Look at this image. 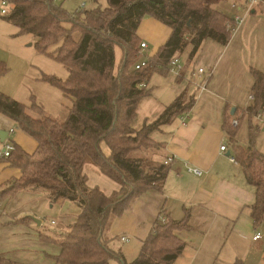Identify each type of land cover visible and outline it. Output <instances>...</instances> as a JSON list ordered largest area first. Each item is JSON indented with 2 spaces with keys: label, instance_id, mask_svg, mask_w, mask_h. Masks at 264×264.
<instances>
[{
  "label": "trees",
  "instance_id": "1",
  "mask_svg": "<svg viewBox=\"0 0 264 264\" xmlns=\"http://www.w3.org/2000/svg\"><path fill=\"white\" fill-rule=\"evenodd\" d=\"M9 1L13 7L1 17L20 34L32 36L41 53L66 68V81L43 79L70 98L72 108L61 122L37 104L28 108L0 94V114L38 143L34 154H27L14 144L15 150L7 159L21 171V177L0 190V201L29 191L43 193L51 205L69 202L80 210L59 239L48 237L60 251L53 258L54 264H174L186 248L177 235L187 228L186 220L158 223L132 263L121 251L111 248L112 240L106 231L137 198L149 191L163 190L169 167L147 157L149 152L163 147L151 135L190 111L195 97L181 95L155 122L146 123L140 131L132 124L140 101L149 96L146 88L153 74L171 71L170 62L179 59L189 47L192 62L207 40L222 46L229 44L234 20L217 9L222 0H107V8L94 0V9L75 15L58 6L57 0ZM146 18L169 27L172 34L157 55L145 61L140 55L142 43L137 32ZM76 32L80 33L79 40L74 39ZM117 49L122 53L118 65ZM138 65L140 69H136ZM8 72V67L0 62V78ZM252 76L254 101L243 115L250 124L248 147L244 149L236 142L242 118L234 128L231 116L227 117L225 130L236 151V163L255 189V201L250 207L252 220L256 228L264 231V154L255 146L259 133L255 120L264 109V74L252 70ZM104 145L109 155L105 154ZM86 165L97 167L119 184L120 192L109 197L98 188H90L84 172ZM43 241L47 237L43 236ZM0 264L20 263L0 256Z\"/></svg>",
  "mask_w": 264,
  "mask_h": 264
},
{
  "label": "crops",
  "instance_id": "2",
  "mask_svg": "<svg viewBox=\"0 0 264 264\" xmlns=\"http://www.w3.org/2000/svg\"><path fill=\"white\" fill-rule=\"evenodd\" d=\"M217 9L232 20H242L241 24L234 23L229 44L222 46L207 40L192 62L189 47L179 55L182 70L153 74L146 88L149 96L139 103L132 124L137 131L146 123L155 122L181 95L195 97L190 111L151 135L163 147L149 152L147 157L164 164L173 159L163 190L149 191L137 198L106 231L112 240L111 248L121 251L128 263L139 257L144 242L164 217L168 222L187 221V228L177 232L186 248L174 264H264V231L255 227L250 210L255 189L247 183L241 166L230 160L236 151L225 130L227 117L231 116V124L242 118L236 142L244 149L248 147L250 124L243 115L253 103L249 100L254 85L252 70L264 74V1L251 7L247 0H222ZM171 34L169 27L146 18L137 32L141 43L148 46L141 55L143 59L154 58ZM116 55L118 65L122 58L119 49ZM198 68L209 74L205 90H200L199 79L193 78ZM233 108L237 109L236 117L231 114ZM260 114L261 119L255 120L259 129L255 146L264 154V109ZM244 123L246 147L239 138ZM0 131L8 132L7 138L27 154L36 152L38 143L1 114ZM3 146L0 141V153ZM222 146L227 147V152H221ZM103 150L110 154L106 145ZM84 172L90 188H98L109 197L120 192V185L97 167L86 165ZM20 177L21 171L13 161L0 157V190ZM57 205L59 221L68 229L80 213L74 204L51 205L43 193L29 191L0 201V256L20 264H54L50 245H58L48 236L43 241L42 234L39 241L36 234L47 224L41 217L50 215ZM55 222L54 226L58 225ZM257 232L262 233L263 239L254 240ZM123 237L129 242H122Z\"/></svg>",
  "mask_w": 264,
  "mask_h": 264
},
{
  "label": "rangeland",
  "instance_id": "3",
  "mask_svg": "<svg viewBox=\"0 0 264 264\" xmlns=\"http://www.w3.org/2000/svg\"><path fill=\"white\" fill-rule=\"evenodd\" d=\"M84 4L85 8L82 7ZM98 4L102 8L108 7L107 0H99ZM57 5L71 15L96 7L94 0H57ZM74 39H80L79 32L74 33ZM36 42L37 40L32 36L20 34L16 27L7 23L0 15V62L9 69L8 74L0 78V94L7 95L28 108L37 104L47 115L64 122L72 108V100L65 96L58 87L49 84L43 78L51 77L66 81L68 72L60 62L41 53ZM245 126L246 123L242 125L239 133L244 147L248 144ZM57 206L50 215L41 217L47 221V224L44 229L37 230L40 233L36 234L39 241H41V234L59 239L60 235L66 232L67 229H64L59 221L61 215L58 211L59 205ZM52 221H57L58 225L52 226ZM59 252L56 245H50L49 255L53 262V258L58 256Z\"/></svg>",
  "mask_w": 264,
  "mask_h": 264
},
{
  "label": "built area",
  "instance_id": "4",
  "mask_svg": "<svg viewBox=\"0 0 264 264\" xmlns=\"http://www.w3.org/2000/svg\"><path fill=\"white\" fill-rule=\"evenodd\" d=\"M247 1L249 2L250 6L253 7V6H255V5L263 2L264 0H247ZM0 6H1L0 14L2 16H5V15H7L10 12V10L13 7V4L9 0H0ZM83 6H85V5H83ZM234 23L241 24L242 23V20L239 17H235L234 18ZM147 49H148L147 44L146 43H142L141 44V54L140 55H142L145 52V50H147ZM169 66L171 68V71H179L180 72V70H181V65H180V61H179L178 58L173 59L170 62ZM140 68H141V66H139V65L136 66V69H140ZM193 78L194 79H199V81H200L199 89L200 90H205L207 88V84H208V80H209V74L204 69H202V68L196 69L193 72ZM143 87H146V85H143ZM249 100L251 102H253L254 101V96L251 95L249 97ZM257 119L258 120L261 119V114L258 115ZM238 125H239V123H238L237 120H234L232 122V126L234 128L238 127ZM11 133H13V131ZM14 150H15L14 143L12 141H10L9 138H7L5 140V142H4L3 151H1L0 157L1 158H9L11 156V153ZM221 152L222 153L227 152V147L226 146H222L221 147ZM230 160L233 163H236V159L234 157H230ZM172 162H173V159L170 158V159H168L165 162V165H169ZM190 171L194 172L197 175H200L201 174L199 170H193V169H191ZM159 220H160V223L161 224H165L166 223V218H164V217H161ZM55 224H56L55 221H52L51 222V225L54 226ZM261 239H263L262 233L261 232H257L256 235H255V237H254V240L256 241V240H261ZM121 241L124 242V243H127V242H129V238L123 237L121 239Z\"/></svg>",
  "mask_w": 264,
  "mask_h": 264
},
{
  "label": "water",
  "instance_id": "5",
  "mask_svg": "<svg viewBox=\"0 0 264 264\" xmlns=\"http://www.w3.org/2000/svg\"><path fill=\"white\" fill-rule=\"evenodd\" d=\"M237 111V109H235V108H233L232 109V115L235 113ZM8 132H6V131H0V141L2 142V143H4L5 142V140H6V138L8 137ZM230 155L228 154V157H229Z\"/></svg>",
  "mask_w": 264,
  "mask_h": 264
}]
</instances>
